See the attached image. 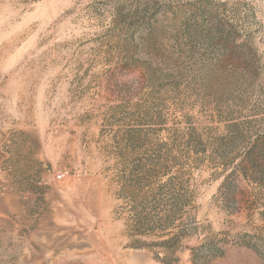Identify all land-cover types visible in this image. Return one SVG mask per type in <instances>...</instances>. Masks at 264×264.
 <instances>
[{"label":"rangeland","instance_id":"rangeland-1","mask_svg":"<svg viewBox=\"0 0 264 264\" xmlns=\"http://www.w3.org/2000/svg\"><path fill=\"white\" fill-rule=\"evenodd\" d=\"M0 264H264V0H0Z\"/></svg>","mask_w":264,"mask_h":264},{"label":"built area","instance_id":"built-area-1","mask_svg":"<svg viewBox=\"0 0 264 264\" xmlns=\"http://www.w3.org/2000/svg\"><path fill=\"white\" fill-rule=\"evenodd\" d=\"M58 177H60V176L58 175Z\"/></svg>","mask_w":264,"mask_h":264}]
</instances>
